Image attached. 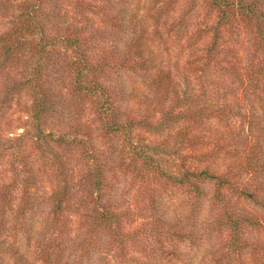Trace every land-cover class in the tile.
I'll list each match as a JSON object with an SVG mask.
<instances>
[{
    "label": "trees",
    "instance_id": "1",
    "mask_svg": "<svg viewBox=\"0 0 264 264\" xmlns=\"http://www.w3.org/2000/svg\"><path fill=\"white\" fill-rule=\"evenodd\" d=\"M0 264H264V0H0Z\"/></svg>",
    "mask_w": 264,
    "mask_h": 264
},
{
    "label": "rangeland",
    "instance_id": "2",
    "mask_svg": "<svg viewBox=\"0 0 264 264\" xmlns=\"http://www.w3.org/2000/svg\"><path fill=\"white\" fill-rule=\"evenodd\" d=\"M21 131V130H20ZM98 144V143H97Z\"/></svg>",
    "mask_w": 264,
    "mask_h": 264
}]
</instances>
